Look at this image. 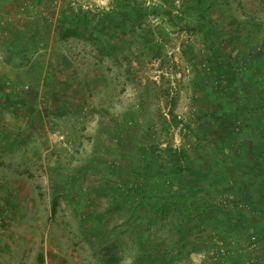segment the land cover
Masks as SVG:
<instances>
[{"label": "rangeland", "instance_id": "obj_1", "mask_svg": "<svg viewBox=\"0 0 264 264\" xmlns=\"http://www.w3.org/2000/svg\"><path fill=\"white\" fill-rule=\"evenodd\" d=\"M0 264H264V0H0Z\"/></svg>", "mask_w": 264, "mask_h": 264}, {"label": "trees", "instance_id": "obj_2", "mask_svg": "<svg viewBox=\"0 0 264 264\" xmlns=\"http://www.w3.org/2000/svg\"><path fill=\"white\" fill-rule=\"evenodd\" d=\"M73 34H74V32L72 30L66 29V30H64L63 32L60 33L59 37H60V39H66L68 36L73 35ZM182 160L183 161H182L181 164L177 163L176 165H174V167L172 168L173 173L185 174V173L194 172L198 177H200V178L204 177L203 173L195 171V170H192V169L189 168L186 156H182ZM171 191H172L171 194L173 195V197L177 196V195L178 196L182 195V194H176L175 193V188H173Z\"/></svg>", "mask_w": 264, "mask_h": 264}]
</instances>
